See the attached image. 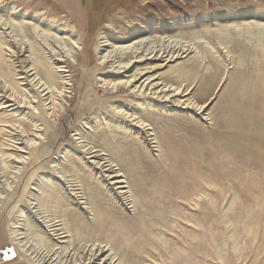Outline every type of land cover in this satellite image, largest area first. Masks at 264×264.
Here are the masks:
<instances>
[{"label":"rangeland","instance_id":"obj_1","mask_svg":"<svg viewBox=\"0 0 264 264\" xmlns=\"http://www.w3.org/2000/svg\"><path fill=\"white\" fill-rule=\"evenodd\" d=\"M0 192L52 264H264V0H0Z\"/></svg>","mask_w":264,"mask_h":264},{"label":"bare ground","instance_id":"obj_2","mask_svg":"<svg viewBox=\"0 0 264 264\" xmlns=\"http://www.w3.org/2000/svg\"><path fill=\"white\" fill-rule=\"evenodd\" d=\"M11 22H13V21H10V23ZM13 23H15V22H13ZM13 23H11L9 25L11 30H13L14 28L17 27L18 28L17 30L19 32V34L18 33L17 34L23 36L24 35V32H23L24 29H22L23 25L21 23H17V24L15 23L17 26L15 25L16 27H14ZM41 33H43V32H41ZM40 37L43 41L47 42L48 39L44 33L41 34ZM76 45H77V39H72L71 41L61 40L59 43V48L61 49V52L63 51V53H65L66 55L71 56ZM132 46H133V44H132ZM132 46H131V44H128L126 46L125 45L124 46H114L113 45L111 47V51H113L115 53L116 52L120 53V52H124L125 50L130 49V47H132ZM107 55H109V54L108 53L104 54V55L100 54V57H99L100 61L106 59ZM5 186L10 188V184H8V182H5ZM45 188L46 187H44L42 189V192L45 190ZM1 196H2V193L0 192V197ZM39 201H41V197L37 196L36 202L38 203ZM18 214H19V216L17 219L11 220L10 225H9V229H8L9 238L12 240V243H9V244H12L16 248L17 258H18V252L21 251V252H24L29 257V259H31L32 264H52L53 261H55L59 257L57 252H56L57 255H55V253H53V252H52L53 254L50 255V252L53 251V249L48 248L49 251H46L47 255H45V256H47V260L43 261L42 258L37 253L38 251H40L39 249H41V248L43 249L45 247L43 242H42L41 236L37 232L32 231L30 227L23 226L22 225L23 223L21 224L22 217L24 218L23 212L20 210ZM45 220H46V218H45ZM46 224H47V221H46ZM21 225H22V228H20ZM9 244H6V245H9ZM69 244L70 243H68L66 246H63L60 249L59 253L65 255L66 253L70 254V252H71L72 256H73V254L75 253V249ZM42 249H41V251H42ZM44 250H45V248H44ZM43 252H45V251H43Z\"/></svg>","mask_w":264,"mask_h":264},{"label":"built area","instance_id":"obj_3","mask_svg":"<svg viewBox=\"0 0 264 264\" xmlns=\"http://www.w3.org/2000/svg\"><path fill=\"white\" fill-rule=\"evenodd\" d=\"M16 259V248L12 244L4 245L0 248V264H7Z\"/></svg>","mask_w":264,"mask_h":264},{"label":"crops","instance_id":"obj_4","mask_svg":"<svg viewBox=\"0 0 264 264\" xmlns=\"http://www.w3.org/2000/svg\"><path fill=\"white\" fill-rule=\"evenodd\" d=\"M5 242H6V241H1V240H0V248H1L2 246L6 245V244L12 243V240L9 238L8 231H7V242H6V243H5ZM7 264H23V263H21V261H20L19 259H16V260L11 261V262H9V263H7Z\"/></svg>","mask_w":264,"mask_h":264}]
</instances>
